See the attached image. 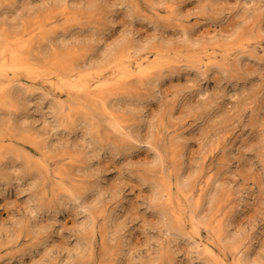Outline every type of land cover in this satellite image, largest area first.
<instances>
[{
  "label": "rangeland",
  "instance_id": "374dc122",
  "mask_svg": "<svg viewBox=\"0 0 264 264\" xmlns=\"http://www.w3.org/2000/svg\"><path fill=\"white\" fill-rule=\"evenodd\" d=\"M0 1L6 10L1 22L8 30L23 28L25 39L32 38L31 48L43 34L58 33L41 54L49 61L55 58L49 47L55 39L61 44L57 58L97 62L128 44L154 59L155 44L181 45L186 28L192 43L215 41L216 61L225 57L231 66L239 46L225 55L218 43L247 37L238 68L210 72L201 65L198 71L178 70L186 60L177 61L173 52V70L166 68L155 88L131 79L129 95L112 101L133 132L125 150L106 137L97 138L83 123L55 131L52 95L65 102L71 95L19 76L22 84L34 83L52 94L40 98L39 90L28 101L17 102L12 111L18 116H10L7 128L12 139L3 138L0 145L5 150L12 141V149L34 155L30 141L46 139L51 171L45 179L34 178L29 174L41 166L35 161L26 166L13 156L0 166V264H212L201 253L202 245L196 248L189 235L168 230L164 213L171 203L157 199L154 188L163 172L155 156L160 151H166V175L176 165L183 168L181 180L194 183L187 195H179L173 186V206L188 208V231L193 211L189 200L196 201L206 189L227 191L217 212L204 199L198 213L205 223L201 238L214 244L227 264H235L247 249L250 264H264V0H69L62 12L54 8L59 0H17L18 11L9 7L11 0ZM170 10L176 15L169 19ZM166 66L164 62L158 70ZM74 96L83 105V95ZM0 117L5 119L7 113ZM170 141L176 143L173 152L166 149ZM59 180L87 191L76 202L66 197L56 201L53 183ZM90 211L94 229L88 225ZM225 219L224 233L241 241L239 254L225 248L226 239L218 241L215 227ZM105 245L112 248L109 253Z\"/></svg>",
  "mask_w": 264,
  "mask_h": 264
},
{
  "label": "bare ground",
  "instance_id": "6f19581e",
  "mask_svg": "<svg viewBox=\"0 0 264 264\" xmlns=\"http://www.w3.org/2000/svg\"><path fill=\"white\" fill-rule=\"evenodd\" d=\"M67 1L69 0H59V2L56 1L54 2L55 7H53L60 10L62 6L67 3ZM16 2L17 0H11V2H9V7H11V9L13 7L14 9ZM148 3H151V1ZM153 3L154 2H152L151 5H153ZM153 6L155 8L156 5ZM15 8V11H18L17 7ZM62 11L63 10L61 9V12ZM4 14H6L4 3L2 4L0 1V113H7V117L5 119L0 117V144L2 143L3 138L10 139L11 137V135H9L10 131L7 128H10L8 126H11L9 121L10 116L14 114L16 116L15 119L18 116L12 111V109L16 107L17 102L22 100L23 102L28 101L35 94L38 95L36 91L39 90L43 92L40 96H38L40 98H45L52 94L50 91H45L43 88H36L34 83H31L30 86L24 85L25 83L22 84L23 82H21L18 78L19 76H22V74H24L27 79L33 81L39 80L42 84L44 83L45 86H48L52 91L58 90L61 93L66 90L68 94L71 95L69 96V102L62 101L58 97H54L52 95L49 105L52 110V114L56 117L55 131L66 127L69 123H71L74 128H76L78 124L83 123L84 125L91 127L92 131L97 132V138L106 137L110 140L111 145L122 149L124 148L125 150L126 148L129 149L128 146H131L129 140L134 139V136L132 135L133 132H131V127L126 124L123 116L119 113L122 109L119 108L117 104H113L112 101L118 98V96L122 97L121 95L123 94L126 96L129 95L128 93L130 90L127 89V83L131 79H135L137 84L148 86L152 85L155 88L158 82L162 79L164 73L163 71H165L166 68L168 72L173 70L170 65L172 60L169 58L173 52L177 61L179 59H183L184 57L186 60L185 64L178 67V70L182 68L184 70L195 69L198 71L200 70L201 65H204L206 67V71L211 72V70L220 71L230 66V64L226 62L225 57L216 61V54L218 52L213 48L216 44L215 41L207 42L203 40L192 43L190 41L191 31L186 28H184L181 32V45L167 46L160 43L155 44L156 52L154 54V59H151L146 55L141 56L139 52L140 49L134 45L128 46V44L119 45L115 51L97 62L87 60L85 56V58H82L80 61L72 59L69 55H63L64 57L57 58L58 55L56 56V50H58L59 45L61 44L59 43L58 45L57 39H55L56 43L54 42V44L49 45L52 49L51 53H55V58L52 61H49L42 57L41 54L48 49L46 42L49 41L52 36L58 35V33L54 31L43 34L38 40L37 46L33 49L30 46L32 38L28 37L25 39V30L23 28L12 30H8L6 28L3 24L5 20V17H3ZM175 15L176 11L170 10L168 18L170 19ZM1 21H3V23ZM61 35H64V33ZM246 38L247 37L244 35H240L228 43H218L221 45L220 49H222V52L225 55H228L231 51H235V49L240 50L235 62L230 66L231 68L240 67V61L245 57L244 55L247 51L245 44H242L244 41L243 39ZM236 45H238L239 48L234 49L233 47ZM251 56L252 55H249V57ZM249 57L247 56V58ZM164 62L168 66L158 70L163 66ZM107 69H110V72L106 74L105 71ZM119 89L122 90V92H119ZM74 94L83 95V105L80 102L81 98L79 99V97L74 96ZM65 110L69 113L68 115H65ZM110 133L114 134V137H111ZM40 136L41 135H38L37 138ZM149 139L150 138L147 140ZM11 143L12 141H9V146L6 147L5 150H2L3 144L0 145V155L2 156L0 166L3 163H7V159L9 157L12 158L11 156H13L16 159H23L26 166L32 161H35L36 165L38 164L37 166H41V168L37 167L34 173L32 172V174H29L34 178L45 179L46 175H49L51 170L48 162V141H46V139H42L37 143L30 141V143L35 146L34 155H27V153L20 148L12 149V147H10ZM175 144V142L170 141L166 146V149L173 152ZM165 152L160 151L157 155H155L157 156L156 160H159V165L161 166V170L163 172H161V177L154 181V188L157 199H167V201L171 203L170 207L165 210L166 212L164 213V221L168 225V230L177 235H181L182 237L189 235V239H193L196 248L197 246L202 245L203 252L201 253H203L205 257L210 258V262L212 264H227L225 260H222L223 257L221 259L218 255L214 244L211 242L210 244L206 243L201 238L202 225L205 223L204 217H199L201 214L198 215L202 209L201 207H203L202 205L203 201H205L204 199H206L208 205H214V211L217 212V208L222 204V202H224L223 199L226 197L227 191L219 192L218 190L211 191L212 189H208L210 190L208 192L206 189L196 201L191 199L189 200L193 204L192 206L189 205L191 209L193 208V211H190L191 216L188 221L191 228V231L189 232L185 223V218H187L185 216H187V212H189L187 211L188 208L180 206V204H178L179 206L177 207L173 206V186L176 188L179 195H187L193 189L194 183H188V180H184L185 178H182L181 180L180 177L182 176L180 175L183 168L181 169L179 166L174 165L168 175L164 173V170L167 171V169H164L162 166L164 157L166 156H164ZM35 156H39V160H36L37 158ZM210 182L211 181L207 182V187L210 185ZM53 184L54 191L56 192L54 199L56 201L61 197H66L69 200L72 199L73 202H76L87 191L84 186L77 187L74 183L67 185L63 180H59V183ZM174 197H176V195ZM213 215L214 213H212V216ZM226 219L217 223V226L215 227L218 241L220 244H223V241L226 239L224 244L225 248L230 251H236L239 254L241 241L238 238H235V236L233 238H228L227 233H224L227 229L225 223ZM88 223L92 229L95 228L94 211L89 212ZM108 228L109 225L107 221L103 227V237L105 242H107V235L109 233ZM106 245V253H109L112 248H107ZM249 252V249L245 250L243 253L240 252L241 254L238 256L235 264H250Z\"/></svg>",
  "mask_w": 264,
  "mask_h": 264
}]
</instances>
